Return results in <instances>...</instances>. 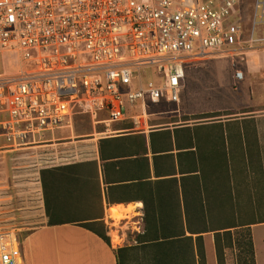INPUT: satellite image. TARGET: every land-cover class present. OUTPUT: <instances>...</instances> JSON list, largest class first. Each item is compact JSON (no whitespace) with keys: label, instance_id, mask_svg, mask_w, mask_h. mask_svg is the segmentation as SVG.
Segmentation results:
<instances>
[{"label":"built area","instance_id":"built-area-1","mask_svg":"<svg viewBox=\"0 0 264 264\" xmlns=\"http://www.w3.org/2000/svg\"><path fill=\"white\" fill-rule=\"evenodd\" d=\"M241 2L0 0V154L41 147L77 115L100 138L144 133L150 107L179 103L186 69L208 59L233 58L237 84L249 54L264 70V37L245 36ZM251 19L264 22V0ZM123 122L131 127L112 129ZM0 264H22L17 233L1 226Z\"/></svg>","mask_w":264,"mask_h":264},{"label":"crops","instance_id":"crops-1","mask_svg":"<svg viewBox=\"0 0 264 264\" xmlns=\"http://www.w3.org/2000/svg\"><path fill=\"white\" fill-rule=\"evenodd\" d=\"M254 27L255 25L252 24L251 29L253 31ZM249 33L245 36L248 37ZM259 121L257 120V122ZM229 123L231 122L227 120L219 122V126L207 124L172 129L150 128L144 133L135 132L132 134L110 135L104 138L98 137L101 140L141 135L146 140V154L120 159V164L109 166L107 175L109 182H111L109 183L110 189H112L109 191V196L113 203L106 202L102 191L100 210L102 214L105 212L108 214V210L116 206L132 205L134 207V216L131 217L129 222L124 220L122 223L128 224L127 229L137 232V234H134L131 240H127L124 233L120 234V238L124 240L122 246L107 245L94 233L76 224L48 226L44 214L39 178L41 169L84 164L82 170L86 174H91L92 166H86V164L95 162L99 173V182L101 188H103L101 162L96 146L95 156L91 159L58 164L60 153L57 150H49L52 147L47 145L48 150L43 155L44 159L48 160V165L44 167L39 166L36 156L37 151L32 152L30 166L35 168L34 172L27 174L28 171H25L22 175V181L20 180L18 184L12 185L13 188L18 187L14 194L2 197V199L9 198L13 202V207L8 212L0 210V213H2L0 220L3 222L2 225L0 223V226L16 233H22V239L20 240L22 264H117L114 255L117 248L140 245L139 242L142 241L140 236L144 232L145 209L148 211L149 216L166 215L165 226L170 228L173 224L171 216L178 213L184 214V202L187 214L193 215L196 213V209L197 212L200 210L199 205L195 203L198 195L202 199L203 213L208 216H213L215 213H226V211L227 214L249 213L245 209L253 208L252 204L259 196L254 194L252 188H250L251 202L246 206L240 204V195L236 193L240 188L234 187L236 180L233 176H236L235 172H239L242 167L247 169L245 171L246 175L253 176L259 172L260 161L264 166V149L262 148L264 129L258 123L254 128L228 125ZM166 131L170 132L172 148L168 149L169 151H161L168 139L160 136V134ZM152 132H155V154L152 153L149 144V134ZM94 135H97V132H94ZM33 149L37 150V148ZM137 150L138 146L135 144H132L131 149H129V151ZM123 151L125 153L127 149L124 147ZM142 158H146L148 161L149 179H147L146 163L142 161ZM219 174L226 177L225 181L227 183L224 180H218ZM29 175H33L32 181L27 179L26 176ZM169 180L176 181L174 183L178 189L177 192L175 187L173 192L169 191L167 184H165ZM147 182L154 185L155 191L153 194L148 195ZM182 182L185 183V195H183L181 189ZM210 183L213 186L217 183L222 184V186H218L219 189L225 191L228 195L223 197L210 195ZM225 184H228V186ZM20 186L23 188H19ZM90 199L94 200L92 196H87L86 202H89ZM237 201L238 207L235 206ZM235 208H238L239 211H235ZM75 209L83 213L99 211L97 204L93 208L95 210L89 208L87 210L83 204L77 205ZM186 235L188 236L189 233H186ZM210 235L211 237H208ZM203 240L206 264H216L213 233L204 234Z\"/></svg>","mask_w":264,"mask_h":264},{"label":"rangeland","instance_id":"rangeland-1","mask_svg":"<svg viewBox=\"0 0 264 264\" xmlns=\"http://www.w3.org/2000/svg\"><path fill=\"white\" fill-rule=\"evenodd\" d=\"M256 0H242L239 11L242 16V26L247 35L251 30L252 16ZM255 37H264V22L257 23L254 27ZM231 59L233 58H214L203 61L197 66L186 69L184 87L180 94V101L176 104L162 103L152 106L149 109V125L154 129H172L183 126H199L207 124H215L211 126H219V122L230 121L228 125L242 126L244 128H254L256 124L264 129V70L257 67V54L248 55V74L245 80L237 84L233 81L231 67ZM245 69V65L240 66ZM237 67V68H240ZM144 83L151 81L150 71L142 73ZM257 120L259 122H257ZM227 125V126H228ZM122 128L120 123L112 125V129L119 130ZM101 126H95L93 130L90 119L85 115H77L73 118L71 124L64 123L60 128L53 132L45 134L42 139L47 140L41 147L35 149H27L13 154H0V210L10 211L13 202L9 198L2 197L12 196L15 190L12 185L22 181V175L25 171L34 172L31 167L32 152L37 154L47 152V145H51L49 150H57L60 153L58 164L65 162H75L79 160L91 159L95 156V146L99 141L98 136L94 132L101 131ZM264 142V135L262 136ZM264 149V143L262 145ZM75 156V157H74ZM48 165L47 163H39L40 167ZM226 167V166H225ZM259 172L256 175H246V168H240L236 171L234 187H239L236 193L240 195L241 203L244 206L251 202L252 188L254 194H258V199L254 200L253 208L245 209L249 213H215L209 217L210 228L225 227L229 224H248L251 233L255 264H264V172L262 162H259ZM32 181L33 175L26 176ZM225 176L219 174L218 180H224ZM226 182V181H225ZM220 183V182H219ZM209 184V194L223 197L225 191L219 189L222 184ZM227 183V182H226ZM228 186V184H225ZM23 188V187H19ZM227 193L228 190L226 189ZM222 202V201H221ZM86 209H93L95 203L90 199L89 202L83 204ZM238 207V201L235 202ZM88 207V208H87ZM133 206H116L102 214V220L106 227L110 245L116 244L118 235L124 233L127 240H131L135 233L127 229L133 214ZM234 210V209H231ZM0 211V212H1ZM225 211V210H224ZM235 211H239L235 208ZM2 213H0L1 216ZM95 215L100 212L95 210ZM1 225L3 222L0 220ZM125 225V226H124ZM116 226V227H115ZM136 231V230H135ZM134 232V233H133ZM19 241L22 239V233L17 232ZM120 237V236H119ZM208 237H211L208 236ZM238 250L225 249V264H236L238 259Z\"/></svg>","mask_w":264,"mask_h":264},{"label":"trees","instance_id":"trees-1","mask_svg":"<svg viewBox=\"0 0 264 264\" xmlns=\"http://www.w3.org/2000/svg\"><path fill=\"white\" fill-rule=\"evenodd\" d=\"M121 126L122 128L120 129H129L131 124L123 122ZM160 136L167 137L166 139H168L165 141L166 144L164 143L165 146L161 151H169L168 149L172 148L170 132L166 131L160 134ZM154 138L155 132L150 133L149 144L153 154L156 153ZM132 144L138 146L137 151H129ZM97 147L98 157L101 162L103 188H101L99 182V173L95 162L86 164V166H92L91 174H86L82 170L85 166L84 164H71L41 169L39 171V178L42 201L48 226L76 224L94 233L107 245H110L106 227L101 220L102 213L100 212L102 191L106 202L113 203V200L109 196V191L112 189H110L109 183L111 182H109L107 170L109 166L120 164V159L146 154V140L141 135L106 138L99 140ZM124 147L127 149L125 153L123 151ZM142 161L146 163L147 179H149L148 161L146 158H142ZM174 182L176 181L169 180L165 183L170 192H173L174 187L176 192L178 191ZM147 185L148 195L153 194L155 191L154 185L151 182H147ZM181 189L183 195H185L184 182L181 183ZM87 196H92L95 200H93V203L97 204L100 212L99 215L90 212H78L75 209L77 205L85 203ZM195 203L199 205L200 210L197 212L196 209L195 214L189 215L187 214L184 202V214L178 213L171 216L173 220L171 228L165 226L166 215L149 216L148 211L145 209L144 232L140 236V240H142L139 242L140 245L117 248L114 253L116 263L206 264L203 235L212 232L216 264H225V249L238 250L239 257L236 264H255L254 248L249 230V225L252 223L241 225L229 224L225 227L210 228V216L203 213L200 195L196 196ZM186 233H189V235L187 236Z\"/></svg>","mask_w":264,"mask_h":264},{"label":"bare ground","instance_id":"bare-ground-1","mask_svg":"<svg viewBox=\"0 0 264 264\" xmlns=\"http://www.w3.org/2000/svg\"><path fill=\"white\" fill-rule=\"evenodd\" d=\"M116 227V226H115Z\"/></svg>","mask_w":264,"mask_h":264}]
</instances>
